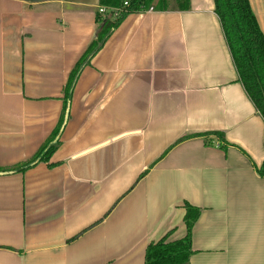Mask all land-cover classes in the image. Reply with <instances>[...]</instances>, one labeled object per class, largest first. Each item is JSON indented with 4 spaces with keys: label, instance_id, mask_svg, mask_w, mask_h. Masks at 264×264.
Masks as SVG:
<instances>
[{
    "label": "crops",
    "instance_id": "obj_1",
    "mask_svg": "<svg viewBox=\"0 0 264 264\" xmlns=\"http://www.w3.org/2000/svg\"><path fill=\"white\" fill-rule=\"evenodd\" d=\"M99 6L0 0V264H144L151 241L185 235V202L201 208L191 264H264V117L214 0L128 13L67 106ZM65 113L50 159L10 170Z\"/></svg>",
    "mask_w": 264,
    "mask_h": 264
},
{
    "label": "trees",
    "instance_id": "obj_2",
    "mask_svg": "<svg viewBox=\"0 0 264 264\" xmlns=\"http://www.w3.org/2000/svg\"><path fill=\"white\" fill-rule=\"evenodd\" d=\"M124 1H128L124 4ZM227 44L230 48L239 80L243 83L248 95L256 108L264 117V31L253 10L250 0H214ZM101 6L121 7L117 17L103 14L98 10L99 27L95 38L74 64L66 83L65 97L67 106L71 99L76 81L81 70L104 45L114 28L124 17L133 11L147 10L151 6L157 10H183L190 8V0H99ZM68 109V107H67ZM68 112V111H67ZM65 116L59 127L49 139L29 159L14 165L10 170H26L41 161L50 159L60 144V133L63 129ZM222 135V132L216 131ZM260 172L264 174V163ZM184 222L186 233L183 237L168 239V234L156 241H151L146 250L144 264H191L192 231L201 212V208L185 202Z\"/></svg>",
    "mask_w": 264,
    "mask_h": 264
},
{
    "label": "built area",
    "instance_id": "obj_3",
    "mask_svg": "<svg viewBox=\"0 0 264 264\" xmlns=\"http://www.w3.org/2000/svg\"><path fill=\"white\" fill-rule=\"evenodd\" d=\"M124 4H127L128 1H124ZM99 11L103 14H107L110 15L111 17H117L121 11L122 8L121 7H106V6H99Z\"/></svg>",
    "mask_w": 264,
    "mask_h": 264
},
{
    "label": "water",
    "instance_id": "obj_4",
    "mask_svg": "<svg viewBox=\"0 0 264 264\" xmlns=\"http://www.w3.org/2000/svg\"><path fill=\"white\" fill-rule=\"evenodd\" d=\"M67 111H69V107H68Z\"/></svg>",
    "mask_w": 264,
    "mask_h": 264
},
{
    "label": "rangeland",
    "instance_id": "obj_5",
    "mask_svg": "<svg viewBox=\"0 0 264 264\" xmlns=\"http://www.w3.org/2000/svg\"><path fill=\"white\" fill-rule=\"evenodd\" d=\"M150 8H153L152 6Z\"/></svg>",
    "mask_w": 264,
    "mask_h": 264
}]
</instances>
